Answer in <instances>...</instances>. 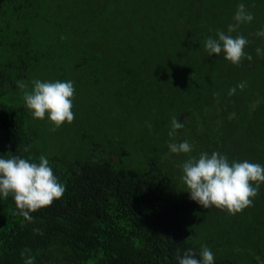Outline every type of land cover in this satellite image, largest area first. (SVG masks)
<instances>
[{
  "label": "trees",
  "instance_id": "obj_1",
  "mask_svg": "<svg viewBox=\"0 0 264 264\" xmlns=\"http://www.w3.org/2000/svg\"><path fill=\"white\" fill-rule=\"evenodd\" d=\"M241 3L254 19L231 35L252 60L237 66L204 45ZM262 29L264 0H0V158L44 155L66 186L32 222L0 196V264H178L201 245L214 264H264V183L230 215L186 201L180 167L214 151L264 166ZM33 80L73 82L71 124L31 116L17 81Z\"/></svg>",
  "mask_w": 264,
  "mask_h": 264
},
{
  "label": "clouds",
  "instance_id": "obj_2",
  "mask_svg": "<svg viewBox=\"0 0 264 264\" xmlns=\"http://www.w3.org/2000/svg\"><path fill=\"white\" fill-rule=\"evenodd\" d=\"M233 19L235 23L228 25V34L218 30V39L207 38L204 47L209 56L223 52L227 61L239 66L243 59L252 60V56L245 51L249 41L243 35L233 37L231 33L237 31L241 24L250 23L254 17L241 3ZM256 35L264 36V29ZM255 51L258 55H264L260 48ZM17 86L24 90L25 107L34 119L44 120L47 114L51 131L73 122L75 90L72 81L33 80L31 91L27 90L28 85L23 81H17ZM238 87L242 90L245 84L242 82ZM235 91V87L230 88L228 94L233 95ZM183 127V123L173 116L168 135L174 136L176 130ZM29 147H25L23 151L28 152ZM169 149L174 154H190L193 145L185 140L170 143ZM180 167L183 173L181 180L191 200L204 209L214 206L226 210L230 215L251 206L260 184L264 183V166L247 160L230 162L226 155L216 151L211 154L201 152L198 157L189 155ZM65 191L66 186L54 175L49 160L44 155L39 157L38 163L18 155L0 158V196L5 199L11 196L25 220L32 222V213L50 206ZM179 253L180 250L177 249L178 264H214V254L206 245H201L199 252L189 248L182 255ZM25 264H32L31 258Z\"/></svg>",
  "mask_w": 264,
  "mask_h": 264
},
{
  "label": "rangeland",
  "instance_id": "obj_3",
  "mask_svg": "<svg viewBox=\"0 0 264 264\" xmlns=\"http://www.w3.org/2000/svg\"><path fill=\"white\" fill-rule=\"evenodd\" d=\"M186 201H188L189 200V196L187 195V197H186V199H185Z\"/></svg>",
  "mask_w": 264,
  "mask_h": 264
}]
</instances>
